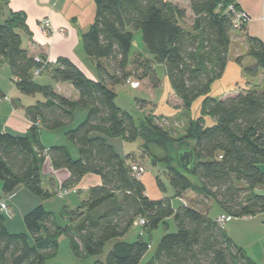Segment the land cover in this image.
Listing matches in <instances>:
<instances>
[{"label": "trees", "instance_id": "obj_1", "mask_svg": "<svg viewBox=\"0 0 264 264\" xmlns=\"http://www.w3.org/2000/svg\"><path fill=\"white\" fill-rule=\"evenodd\" d=\"M6 3L0 0V9ZM95 4L94 21L83 33L82 43L87 56L95 61L97 79L88 77L69 58L60 57L53 65L44 56L32 55L19 32L23 29L31 35L23 11L12 10L0 21V59L8 62L17 89L44 97L25 107L32 123L28 133L4 131L0 121L3 193L23 185L39 196H50L43 188L42 165L47 156L54 169L70 172L63 187L75 185L89 173L102 181L87 190L88 196L76 209H66L65 226L38 205L24 217L29 234L11 233L0 209V264H46L56 252L61 234L70 237L73 251L81 259L100 256L109 241L118 240L104 260L92 264H139L150 242L143 235L133 242L122 238L140 218L145 219L142 226L147 233L160 225L169 230V218L177 227L176 232L163 235L146 264H259L209 215V202H217L231 219L264 213V40L246 36L247 55L254 62L244 66L247 76H262L263 87L214 97L209 94L211 85L223 76L236 29L228 9L229 4L239 9L234 0H190L191 29L184 26L187 10L170 0H95ZM239 29L245 32L246 25ZM137 32L144 45L133 52ZM159 64L165 65L171 88L185 109L203 97L200 116L189 120L183 135L173 134L151 114L137 123L116 103L115 86L127 83L130 77L158 87ZM37 70L49 71L55 82L71 83L78 98L60 94L51 84L38 83ZM0 95L5 98L1 89ZM146 103L140 100L138 104L145 107ZM78 108L88 110L86 118L65 133L77 146L78 157L67 145L45 146L41 129L57 130L73 123ZM207 115L214 118L213 124L206 123ZM117 136L128 141L141 136L153 162L165 163L174 197L193 191L197 201L175 208L173 197L151 199L132 170L133 156H121L108 141ZM154 147L162 154H156ZM192 148H196L194 173L178 161L180 152ZM52 181L56 187L55 179ZM110 201L112 205L102 213L90 216Z\"/></svg>", "mask_w": 264, "mask_h": 264}, {"label": "rangeland", "instance_id": "obj_2", "mask_svg": "<svg viewBox=\"0 0 264 264\" xmlns=\"http://www.w3.org/2000/svg\"><path fill=\"white\" fill-rule=\"evenodd\" d=\"M180 7L185 8L187 10V18L185 19L184 26L186 29H191V26L194 21V14L190 8V0H179L177 3ZM77 7L80 8V11L83 12V15L76 12V16H79V26L85 31L91 23L94 21L96 4L95 0H86L84 3L77 4ZM233 50L240 49L239 58L243 59L244 63L241 66L237 65L236 62H233V54L235 51L231 50L229 52V65L227 66L225 73L223 76L214 81L211 85L210 95L214 97L223 98L227 93L232 91V85L240 75L244 78H248V83L250 87L254 88H262V76L258 77H250L244 73V66L249 65L251 59H249L247 55V51H245V43L247 42V37L245 34L238 28L233 31ZM138 45L143 47L144 43L141 39L140 32L136 33L135 43L133 47V52L136 51ZM78 52L83 55L85 58L90 59L84 50L83 44L80 45ZM246 52V53H245ZM238 53V52H235ZM236 55V54H235ZM91 60V59H90ZM6 68H8V65ZM241 67V72L238 70ZM157 73L161 79V84L153 88L150 83L148 85L141 81L140 87L134 88L129 83L120 84L115 86V90L117 92L116 103L129 111L136 119V122L139 123L146 115H150V113L157 114L158 112L165 113L168 115L166 110H170L169 108H178L180 102L178 98L175 97L173 93H171L170 82L166 73V68L164 64H159L156 67ZM4 79L6 77V69L0 68V78ZM134 80H138L135 79ZM7 81V80H6ZM140 81V80H139ZM9 82H11L9 80ZM39 98L37 100H42L44 97L41 94H36ZM25 98H31L34 95H24ZM203 97H199L195 100L191 108L184 109L183 115H181L177 119V123L174 122L165 123V121L160 120L167 129L172 131L175 135H183L186 132L188 127V120L196 119L201 114V103ZM35 100V101H37ZM146 101L148 106L143 108L139 107V101ZM183 104V102H182ZM88 110L86 108H78L75 114V120L73 123L66 125L57 130H47L43 129L42 131V139L46 145H67L72 151V154L75 158L78 157V149L77 146L68 140L65 135L67 131L66 128L74 127L80 124L87 116ZM159 115V114H157ZM209 115L206 116L207 123H209ZM70 129V128H68ZM118 138V139H115ZM111 142L114 143L118 151L122 150L121 147H124L129 152L138 151L141 149V153L144 156L143 163L145 165V174L146 175H157L160 174L162 183L165 186V189L161 190L163 197H173L174 205H181V202L178 198L174 197L175 191L172 187L170 180L167 176V167L165 163L158 161L156 164L153 162V158L148 154V148L144 146V140L141 136L134 141H125L122 137H111ZM50 147V146H49ZM48 147V148H49ZM156 154H162V150L159 148H152ZM74 151V152H73ZM128 152V153H129ZM125 156V155H124ZM61 170L59 175L60 183L57 184L56 187L53 186L52 179L54 175L50 172V166L47 163H43L42 165V174H43V188L45 191L51 193L48 197H42L31 190L26 188L23 185H19L15 191L10 194H5L2 191L3 183L0 180V192L2 194V200L6 202L9 210L3 211L6 220L5 226L11 233H26L29 234V231L26 227L24 217L30 212L32 209L37 207L38 205H43L46 210L52 212L56 216L57 223L60 226H65L68 219L67 210L76 209L82 200H84L88 194L87 191H83V193L79 192L76 187L78 183L75 185H70L68 188L70 191L68 194L64 195V197H59L57 191L60 187L63 188L62 184L67 180L70 176V172L66 168H60ZM190 175L191 179L195 182L197 179L194 175L187 173ZM55 181H57L55 179ZM82 199V200H81ZM118 199V198H117ZM211 202V201H210ZM209 202V203H210ZM112 205V201L103 204L99 208H97L90 216L96 217L100 213H102L105 209ZM67 209V210H66ZM222 209L218 205L217 202H214L209 209V215L211 217H216L217 214L221 213ZM171 226L169 230H165L161 225L158 229L153 230L150 234L144 233L145 239L148 240L151 244V248L147 252V254L143 257L139 264H145L151 254L153 253L154 248L161 240L165 233L176 232L177 227L174 220H171ZM226 233L234 239L237 244H240L246 247L248 253L252 255L260 264H264V213L258 214L254 216L252 219L249 218H232L225 222L224 226ZM143 232V226H133L129 232L124 236V240L133 242L138 239L139 234ZM32 239V238H31ZM113 242L115 240L109 241L105 248L104 252L100 256H88L87 258H79L75 255L73 248L71 246L70 237L67 234H61L58 238V248L56 252L49 256L46 264H91L97 259L104 260L110 251Z\"/></svg>", "mask_w": 264, "mask_h": 264}, {"label": "crops", "instance_id": "obj_3", "mask_svg": "<svg viewBox=\"0 0 264 264\" xmlns=\"http://www.w3.org/2000/svg\"><path fill=\"white\" fill-rule=\"evenodd\" d=\"M85 1L86 0H7V3L0 9V21L1 22L5 21L10 15V12L12 10L13 11H23L26 15V22L31 31V35H29L23 29H19V32L22 36L23 46L26 49H28L32 55L44 56L46 57L48 62H50L53 65L57 63V60L60 57L69 58L75 64H77L86 73L88 77L92 79H97L98 73H97L95 61L92 60L91 58H90L91 60L88 58H85L83 55H81L78 52L80 45L83 44L82 35L86 30L90 28L92 24L91 23L90 26L85 31L82 29V27L79 26L78 18L80 14L83 15V12L80 11V8L77 7V4H79L80 2L84 3ZM170 1L174 3L179 2V0H170ZM234 1L238 5L239 9L246 12L249 16V19L245 24L246 31L245 32L242 30L241 31L245 34V36L247 35L254 36V37H258L264 40V0H234ZM76 12L79 14V16H76ZM44 18H49L51 20V33L49 34H44L39 29V23ZM233 43H234V40L232 39V44L230 47L231 50H233ZM138 47H139L138 50L143 49L140 45H138ZM244 47H245V51H248L247 42L245 43ZM239 50L240 49H238V51L233 50L235 52H238V53L234 52L233 62H236L237 65L242 67L244 60L241 59V63L238 61V58L240 55ZM249 59H251L250 64L254 62L252 58L249 57ZM230 60L231 59H228L227 66L230 63L229 62ZM5 65H8V68H6L7 66ZM3 67L4 69H6V77H5V81H3L4 79H2V77L0 78V89L2 93L5 95V98L0 102V121H1L4 131L11 132L14 134L24 135L29 132V129L32 124L25 114V107L34 104L36 102L35 100H37L39 97L37 95H34V96H31V98H25L24 96L25 94L21 93L15 85L16 78L13 75V72L8 62L1 58L0 68H3ZM241 67H239L238 69L240 72L242 69ZM9 80L11 82H9ZM35 80L42 85H49V84L53 85L60 94L68 98L77 99L79 96L78 91L73 87L71 83L55 82L52 78L51 73H49V71L48 72L45 71L37 75L35 74ZM142 82L148 85L147 80H143ZM249 88H250V85L248 83V78L247 77L244 78L240 75V77L235 80L234 85H232V91L227 93L225 97L230 96V95H235L239 93L240 91H242L243 89H249ZM171 93L175 95L172 88H171ZM175 97L178 98L176 95ZM178 100L180 102L178 108L170 107L169 108L170 110H166L168 115L163 112L160 113L158 112V109H156L157 114H159V115L154 114L155 115L154 118L156 119V121L162 125L164 124L160 122V120L165 121V123H168L169 125H170L169 122H174V124L177 123V119H180L179 117L183 115L184 109H185L183 107L182 100L180 98H178ZM145 106H148V104L146 103ZM76 111H75V114H76ZM153 113H150V114L153 115ZM208 120H209L208 124H213L215 122L214 118L210 116ZM206 123H207V120H206ZM68 128H72V127H68ZM68 128H66V130H68ZM43 129L44 128H42L41 130ZM42 136L43 135L41 131V140L43 142ZM117 137H122V136H117ZM122 138L125 141H128L124 137ZM115 139H118V138H115ZM108 141L113 145L115 150L121 156H124V155L126 156L128 154H131V156H133V161L131 163L142 165L145 169V165L143 163L144 156L140 154L141 149H139L138 151L129 152L124 147H121L122 150H125V151H118L114 143L111 142L110 137H108ZM44 145L47 147L51 146V145H46L45 143ZM47 161L50 166V172L54 175L55 179L57 180L56 181L57 184L60 183L61 181L59 180L60 178H59L58 173L61 170L53 168L49 156L46 157L44 163H47ZM160 176H161L160 174H157L156 176L155 175L153 176L150 174L146 175L145 171L141 175H139V179H141V181L145 184L147 195L151 199H159L163 197L161 190L165 189V186L163 184L164 188L161 187L159 183V180L162 182ZM101 182H102L101 177L99 175L89 173L81 178V180L78 182L76 187L78 188L79 192L81 190V192L83 193V191L84 192L87 191L91 186L101 184ZM177 198L179 199L181 204H184V203L186 204V203L195 202V200L197 201L198 195L194 193L193 191H189L186 193L184 197H177ZM199 201L201 200L199 199ZM214 202H215L214 200H211L209 204L210 207L212 206ZM178 206H180V204L177 206L174 205L175 208H177ZM222 214H224L223 209L221 213L217 214L216 217H213V218H218ZM253 217L251 216V217H241V218L252 219ZM171 220H174V219L173 218L168 219L169 226H171L170 224ZM136 222L137 221H135L133 226H138ZM224 226L225 224L223 225V227ZM144 233L146 234L147 232L143 230V232H141L139 235H143L145 239ZM116 241L118 240H115V242ZM115 242H113V244ZM238 245L243 247L246 250L247 254L252 259H254L256 262H258L252 255L248 253L246 247L240 244ZM150 248H151V244H150Z\"/></svg>", "mask_w": 264, "mask_h": 264}, {"label": "built area", "instance_id": "obj_4", "mask_svg": "<svg viewBox=\"0 0 264 264\" xmlns=\"http://www.w3.org/2000/svg\"><path fill=\"white\" fill-rule=\"evenodd\" d=\"M228 9L232 12L233 14V24L235 28H240L243 24H246V22L249 19V16L246 12H244L243 10L240 9H236L235 6L233 4H229ZM39 29L44 33V34H49L51 33V20L49 18H44L40 21L39 23ZM38 58V56H37ZM41 71L37 70L35 71V74H40ZM127 83H129L132 87L137 88L140 87L141 83L139 80H134V78L130 77L127 80ZM4 98L0 95V102L3 100ZM132 170L134 171V173H136L137 175H141L145 169L143 166L138 165V164H134L132 166ZM70 191L69 188L66 187H60L57 191V194L59 197H64V195L68 194ZM0 209L2 211H6L9 210L8 205L6 204L5 201L1 200L0 201ZM251 217V216H249ZM231 217L227 214H222L217 218V221L221 224L224 225L225 222L227 220H230ZM138 225H144L145 224V219L144 218H140L137 220L136 222Z\"/></svg>", "mask_w": 264, "mask_h": 264}, {"label": "water", "instance_id": "obj_5", "mask_svg": "<svg viewBox=\"0 0 264 264\" xmlns=\"http://www.w3.org/2000/svg\"><path fill=\"white\" fill-rule=\"evenodd\" d=\"M196 148L186 149L179 153L178 161L181 166L192 173L195 172Z\"/></svg>", "mask_w": 264, "mask_h": 264}]
</instances>
